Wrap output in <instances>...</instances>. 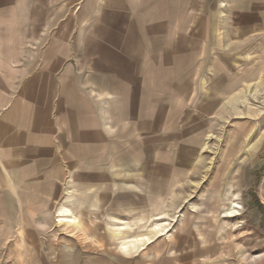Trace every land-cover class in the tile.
<instances>
[{
	"label": "rangeland",
	"instance_id": "374dc122",
	"mask_svg": "<svg viewBox=\"0 0 264 264\" xmlns=\"http://www.w3.org/2000/svg\"><path fill=\"white\" fill-rule=\"evenodd\" d=\"M107 5L134 62L91 87L95 125L15 126L0 264H264V0H78V28Z\"/></svg>",
	"mask_w": 264,
	"mask_h": 264
},
{
	"label": "crops",
	"instance_id": "0c3cea01",
	"mask_svg": "<svg viewBox=\"0 0 264 264\" xmlns=\"http://www.w3.org/2000/svg\"><path fill=\"white\" fill-rule=\"evenodd\" d=\"M123 10L117 9L126 13ZM111 14L110 6L103 7L82 29L78 0L64 12L45 0H0L1 157H14L15 126L28 122L31 127H53L59 126L58 120L71 118L92 126L103 119L102 95L91 87L103 88L100 80L108 76L117 79L121 62L128 69L139 45L133 14L125 19ZM158 17L148 12L142 24L151 30ZM116 20L125 23L120 27ZM52 133L53 129L46 132ZM47 143L51 147V139ZM28 173L29 169L21 172ZM54 189L47 187L46 192Z\"/></svg>",
	"mask_w": 264,
	"mask_h": 264
},
{
	"label": "bare ground",
	"instance_id": "6f19581e",
	"mask_svg": "<svg viewBox=\"0 0 264 264\" xmlns=\"http://www.w3.org/2000/svg\"><path fill=\"white\" fill-rule=\"evenodd\" d=\"M61 220L65 221V222H73L74 221V220H72L70 218H62ZM145 239H147V238H140V239L137 240V242L143 241ZM135 246H136V243H130V244L125 243L121 248L124 251H128L131 247L135 248Z\"/></svg>",
	"mask_w": 264,
	"mask_h": 264
}]
</instances>
